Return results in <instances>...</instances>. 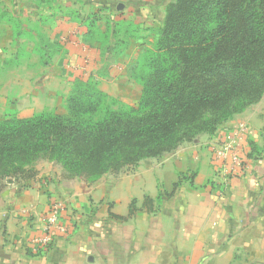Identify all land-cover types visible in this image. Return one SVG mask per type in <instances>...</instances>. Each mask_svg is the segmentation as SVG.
<instances>
[{
    "label": "crops",
    "instance_id": "0c3cea01",
    "mask_svg": "<svg viewBox=\"0 0 264 264\" xmlns=\"http://www.w3.org/2000/svg\"><path fill=\"white\" fill-rule=\"evenodd\" d=\"M94 2L75 0L73 8L70 4L61 8L64 22L58 21L48 40L59 49H52L51 56L62 51L60 61L77 64L79 70L65 66L69 77L83 68L94 70L100 62L90 45L89 55H83L76 39L70 43L76 38L73 30L79 36L87 29L67 23V17H73L70 9L78 10L75 7L77 15L88 19L86 10H98ZM241 118L236 115L215 133L184 142L173 152L145 158L133 171H120L119 177L108 173L91 184L77 178L68 183L61 177L48 180L49 174L42 173L28 185L4 186L0 264H264V121L258 130L247 123L248 132L240 142L248 156L243 174L224 180L216 175L218 164L211 154L212 145L232 134V124ZM251 140L259 151L252 158ZM182 173L187 181L181 182ZM167 193L173 196L166 202ZM147 197L154 200L152 208ZM54 200L65 203L60 219L69 225V235L33 253L29 241L43 233Z\"/></svg>",
    "mask_w": 264,
    "mask_h": 264
},
{
    "label": "trees",
    "instance_id": "16d2710c",
    "mask_svg": "<svg viewBox=\"0 0 264 264\" xmlns=\"http://www.w3.org/2000/svg\"><path fill=\"white\" fill-rule=\"evenodd\" d=\"M148 65L137 106L114 109L80 80L67 113L0 120V181L44 156L91 184L215 133L264 95V0H171Z\"/></svg>",
    "mask_w": 264,
    "mask_h": 264
},
{
    "label": "rangeland",
    "instance_id": "374dc122",
    "mask_svg": "<svg viewBox=\"0 0 264 264\" xmlns=\"http://www.w3.org/2000/svg\"><path fill=\"white\" fill-rule=\"evenodd\" d=\"M170 1L95 0L92 6L98 10H86L88 19L77 15L78 7H75L77 11L70 9L69 14L73 17H67V23L74 27L80 25L82 27L79 28H85L87 32L83 31L84 34L78 36L73 30L76 38L63 37V40L71 43L76 39L83 55H89L87 47L90 45L96 49L100 62L94 70L83 68L76 76L69 77L65 74V66L79 70L77 64L69 60L63 63V58L60 61V56L64 55L62 51L59 56H51L52 49H59L50 46L48 40L52 39L58 21L62 19L61 24L64 22L66 15H59V10L69 4L73 8L75 0H0V120L13 116L30 118L44 112L67 113V99L80 80L94 84L104 92L114 109L137 106L143 89L142 78L149 73L148 58L157 46L166 5ZM75 53L80 57L78 47ZM33 108L36 111L31 115ZM20 110L30 116L23 117ZM236 115L242 116L236 123L247 126L251 122L258 130L264 121V95ZM230 135L212 145L211 154L215 162L214 147ZM24 168L32 170L19 178L9 177L0 181V189L14 182L28 185L42 173L49 174L48 180L61 177V180L68 179L71 183L76 179L71 178L60 163L44 156ZM134 169L125 170L131 172ZM118 173L115 177H119ZM182 175L181 182L187 181L186 175ZM164 196L167 202L173 195L167 193Z\"/></svg>",
    "mask_w": 264,
    "mask_h": 264
},
{
    "label": "built area",
    "instance_id": "2783aa9c",
    "mask_svg": "<svg viewBox=\"0 0 264 264\" xmlns=\"http://www.w3.org/2000/svg\"><path fill=\"white\" fill-rule=\"evenodd\" d=\"M231 127L232 135L220 141L213 149L214 159L218 164L216 175L219 174L224 180L243 174L247 169L248 162V156L240 144L242 137L248 132L247 126L244 123L235 122ZM64 204L60 200H54L51 203L43 233L29 241V247L33 253L48 248L57 238L69 235V225L60 219L65 210Z\"/></svg>",
    "mask_w": 264,
    "mask_h": 264
}]
</instances>
